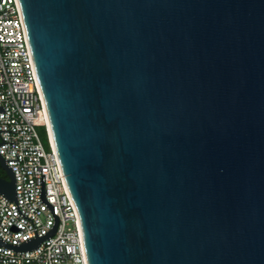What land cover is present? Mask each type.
<instances>
[{
    "label": "water",
    "instance_id": "95a60500",
    "mask_svg": "<svg viewBox=\"0 0 264 264\" xmlns=\"http://www.w3.org/2000/svg\"><path fill=\"white\" fill-rule=\"evenodd\" d=\"M18 3L88 264H264V0Z\"/></svg>",
    "mask_w": 264,
    "mask_h": 264
},
{
    "label": "built area",
    "instance_id": "2783aa9c",
    "mask_svg": "<svg viewBox=\"0 0 264 264\" xmlns=\"http://www.w3.org/2000/svg\"><path fill=\"white\" fill-rule=\"evenodd\" d=\"M0 156L16 188L15 201L0 194V264H88L18 0H0Z\"/></svg>",
    "mask_w": 264,
    "mask_h": 264
},
{
    "label": "rangeland",
    "instance_id": "374dc122",
    "mask_svg": "<svg viewBox=\"0 0 264 264\" xmlns=\"http://www.w3.org/2000/svg\"><path fill=\"white\" fill-rule=\"evenodd\" d=\"M39 132H40V134L42 136V139H43V142H44L45 146L47 147L48 146L47 145V138H46V135L44 133V129H39Z\"/></svg>",
    "mask_w": 264,
    "mask_h": 264
},
{
    "label": "trees",
    "instance_id": "16d2710c",
    "mask_svg": "<svg viewBox=\"0 0 264 264\" xmlns=\"http://www.w3.org/2000/svg\"><path fill=\"white\" fill-rule=\"evenodd\" d=\"M0 178L8 179L7 174L2 169L0 170Z\"/></svg>",
    "mask_w": 264,
    "mask_h": 264
},
{
    "label": "flooded vegetation",
    "instance_id": "af4514ba",
    "mask_svg": "<svg viewBox=\"0 0 264 264\" xmlns=\"http://www.w3.org/2000/svg\"><path fill=\"white\" fill-rule=\"evenodd\" d=\"M2 168H1V165H0V170H1ZM3 170V169H2ZM8 180V179H7Z\"/></svg>",
    "mask_w": 264,
    "mask_h": 264
}]
</instances>
